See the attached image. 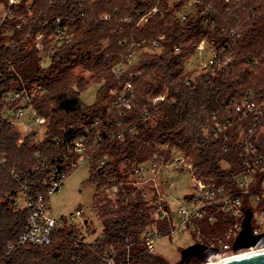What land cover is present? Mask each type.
Returning a JSON list of instances; mask_svg holds the SVG:
<instances>
[{
	"label": "trees",
	"instance_id": "trees-1",
	"mask_svg": "<svg viewBox=\"0 0 264 264\" xmlns=\"http://www.w3.org/2000/svg\"><path fill=\"white\" fill-rule=\"evenodd\" d=\"M169 2L18 0L9 6L13 17L0 25V250L16 241L26 224L27 210L12 204L20 188L45 192L52 169L77 158L66 148L84 127L99 130L102 140L86 151L98 186L93 213L101 223L100 235L85 241L88 221L59 226L49 243L25 244L8 253L7 264H105L106 249L121 255L126 245L135 262L171 264L139 240L151 225L168 231L152 214L144 188L129 180L152 155L165 161L174 150L196 175L232 186L240 163L234 105L244 98L256 105L264 101V0ZM36 34H42L40 48ZM201 42L226 63L191 77L186 65ZM44 55L50 58L46 68ZM75 67L88 75L74 73ZM132 70L140 74L133 76ZM91 83L103 85L95 103L85 105L76 90ZM127 84L133 105L119 116L113 101ZM12 87L39 88L30 101L34 117L47 121L38 142H29V135L22 138L3 117L1 98ZM160 95L162 100L151 101ZM217 121L232 125L216 132ZM111 185L114 192L102 190Z\"/></svg>",
	"mask_w": 264,
	"mask_h": 264
},
{
	"label": "built area",
	"instance_id": "built-area-1",
	"mask_svg": "<svg viewBox=\"0 0 264 264\" xmlns=\"http://www.w3.org/2000/svg\"><path fill=\"white\" fill-rule=\"evenodd\" d=\"M17 2L18 0H7L8 6L5 7L6 10L0 12V25L13 17V12L9 9V6L15 5ZM182 18H184V15H182ZM19 20V22H23L25 19L20 18ZM19 26L20 23H17L16 27L19 28ZM56 32L58 34L61 33V29L58 28ZM230 33L233 36L236 34L233 30ZM6 34H11V31L8 30ZM41 37L42 34H36L35 36L38 48H40ZM235 37H238V35ZM201 44L206 43L201 42ZM176 50L178 51V48ZM208 50L209 59L205 65L204 73L208 71L212 72L214 66H222L226 63V60L223 61V58L214 47L208 45ZM138 74H140V71H137L136 75ZM38 90V87L20 90L12 87L4 93L1 100L5 104L2 114L6 121L15 126V119H18L24 110H30L33 113L30 101ZM40 92L42 93L43 89ZM163 98L164 95L155 96L151 98V101L156 103ZM133 99L132 86L127 84L124 87L123 93L113 101V108L118 111L119 116H124L126 111L132 107ZM263 104L264 101L261 105H256L249 98H244L241 103L234 105V113L237 116L235 130L240 139V150L238 152L240 163L232 186L229 183L227 185H217L207 178L196 175L185 157L181 154H176L174 150H171L168 160H159L156 155H152L150 159L133 169V173H130V175H133V180H130V183L138 188H140L141 184H146L150 178L157 177L160 166L165 163H169L174 170L187 169L191 177V189L184 194V202L179 203L175 210L170 208L165 194L162 195L158 190L156 192L152 191V195L144 192V197L148 200L155 219L168 227L167 232H161L158 226L151 225L141 233L139 240L144 244L149 253H153V243L156 239L163 236L171 237L177 232H191L192 229L200 233V226L202 224L212 226L214 232L217 228L226 225L222 237L212 236V240L210 241L201 240L194 242L216 248L218 252L210 255L206 261L192 258L188 264L191 261H196L191 264H212L228 259L241 251L264 248L263 245L242 249L237 252L233 250V243L242 229V220L246 210H251L250 226L252 234L258 235L264 233ZM7 113H11L12 117H8ZM33 119L39 125L46 127L47 121L45 118L33 117ZM117 125H119V122H117ZM231 125V121L225 124L217 121L215 122V131L220 132ZM128 129L132 130L133 127H129ZM120 135L121 132L118 136ZM101 140L102 134L99 130L90 131L88 127H84L83 131L66 148L68 153H76L78 155L77 158L67 161L69 157L67 155L63 157L67 162L62 167L55 166L52 169L50 185L45 192L30 191L25 186L20 188L17 195L12 198V204L15 209L27 210L26 224L16 241L2 246L0 250V264H7L5 262L7 254L19 246L49 243L51 235L59 227L49 208L50 194L60 188L65 178L69 175L70 170L90 160L91 156L86 151L90 147L99 145ZM102 190L112 193L116 190V186H105L102 187ZM81 217L82 212L80 210L71 215V219ZM84 222H87V220L84 219L83 224ZM124 251L122 253L123 256L120 257L122 254L120 255L112 249H106L102 259L105 264H143L131 259L129 245L125 246Z\"/></svg>",
	"mask_w": 264,
	"mask_h": 264
},
{
	"label": "rangeland",
	"instance_id": "rangeland-1",
	"mask_svg": "<svg viewBox=\"0 0 264 264\" xmlns=\"http://www.w3.org/2000/svg\"><path fill=\"white\" fill-rule=\"evenodd\" d=\"M178 0H170L169 4ZM8 5L5 1H0V12L5 11ZM156 8L152 9L151 13H155ZM150 13V14H151ZM193 40L187 41L184 46H189ZM209 59L208 45L201 44L188 61L185 73L191 74V77H198L205 71V65ZM42 67H48L50 58L46 55L42 58ZM74 73L87 76L88 72L80 67H75ZM133 76L136 75L137 70H132ZM102 83H91L85 89L77 91V98L85 105H92L96 101L97 91L102 87ZM12 117L11 113L6 114ZM34 115L30 110H24L23 114L15 119V128L19 135L23 138L28 136L29 142H38L46 133V128L39 125L33 119ZM129 180H133V175L129 174ZM140 188H144V192L152 195V191L157 190L166 195L170 208L175 210L179 203L184 202L183 196L191 189V177L187 169L174 170L169 163L162 164L157 177L150 178L145 184H141ZM96 194H98V186L92 181V167L91 164L85 161L77 168L73 169L65 178L60 188L54 191L49 196V208L53 218L58 222L59 226H83V220L88 221L91 231L85 233V241H91L98 237L101 233V223L96 219L93 213V206ZM77 210L82 212L81 218L71 219V215ZM226 225L217 228L214 232L213 227L207 224L200 226V233L191 230V232H177L171 237L163 236L156 239L153 243V253L161 255L171 264H178L180 259V252L183 248L189 246L194 242L210 241L212 236L222 237ZM85 229H88L86 227ZM85 229L82 228L83 232ZM200 236V239H199Z\"/></svg>",
	"mask_w": 264,
	"mask_h": 264
},
{
	"label": "water",
	"instance_id": "water-1",
	"mask_svg": "<svg viewBox=\"0 0 264 264\" xmlns=\"http://www.w3.org/2000/svg\"><path fill=\"white\" fill-rule=\"evenodd\" d=\"M250 219L251 210L248 209L245 211V216L242 220V229L233 243V250L235 252L264 245V233L253 235L251 232ZM217 252L218 250L216 248L208 247L200 243H193L181 250L178 264H188L192 258L206 261L210 255ZM212 264H264V251L228 258Z\"/></svg>",
	"mask_w": 264,
	"mask_h": 264
},
{
	"label": "bare ground",
	"instance_id": "bare-ground-1",
	"mask_svg": "<svg viewBox=\"0 0 264 264\" xmlns=\"http://www.w3.org/2000/svg\"><path fill=\"white\" fill-rule=\"evenodd\" d=\"M260 251H264V248L259 249V250H245V251H241V252H238V253L234 254L230 258L239 257V256H243V255H248V254L255 253V252H260Z\"/></svg>",
	"mask_w": 264,
	"mask_h": 264
}]
</instances>
